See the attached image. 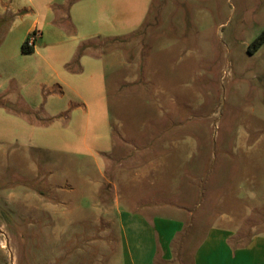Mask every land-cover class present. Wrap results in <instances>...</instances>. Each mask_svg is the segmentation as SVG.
<instances>
[{
    "label": "rangeland",
    "instance_id": "obj_1",
    "mask_svg": "<svg viewBox=\"0 0 264 264\" xmlns=\"http://www.w3.org/2000/svg\"><path fill=\"white\" fill-rule=\"evenodd\" d=\"M79 1L0 0V264H123L115 200L148 185L144 161L154 215L241 244L264 230V0H90L76 25ZM34 21L40 56L22 50Z\"/></svg>",
    "mask_w": 264,
    "mask_h": 264
},
{
    "label": "crops",
    "instance_id": "obj_2",
    "mask_svg": "<svg viewBox=\"0 0 264 264\" xmlns=\"http://www.w3.org/2000/svg\"><path fill=\"white\" fill-rule=\"evenodd\" d=\"M90 0H80L77 4H74L70 9V18L77 25L78 20L87 17L90 13ZM85 5H84V4ZM92 11V9H91ZM3 12L0 9V14ZM102 12L100 16H104ZM100 22V19H96L95 22ZM94 24V22H92ZM39 21H34L33 26L29 27L23 33V39L33 31H39ZM32 28H35L32 30ZM59 31L58 29H56ZM40 32V31H39ZM81 40L87 38V34L81 35ZM73 37V36H71ZM74 36L73 38H75ZM52 39V37H45L40 32L36 38V43L31 54L40 56V40ZM23 41V42H24ZM45 42V40H44ZM73 50L70 53H65L60 56L62 63L68 65L74 59ZM88 54V53H86ZM92 59L96 57H90L88 55L82 57V71L85 74L84 66L93 64ZM98 63L100 66L93 70L90 75V79L93 80L94 76L99 81H104L106 69L102 66V63ZM54 74L56 71L52 69ZM80 72V71H79ZM73 74V73H72ZM52 86L58 85L57 80H62L57 75V80L51 75L47 77ZM31 80H36L34 77ZM40 89V82H39ZM102 99L106 101L105 87L102 89ZM59 99L54 94L51 96V101L46 104L44 111L55 117L64 111V104L59 105ZM35 111L40 112L42 103L37 101L35 105H31ZM106 102L100 105L101 114H106ZM24 115V114H23ZM25 116V115H24ZM135 154L145 156L140 161L151 156V149L137 150ZM121 156H129L130 165H136L134 160V153L124 151L119 153ZM106 161H109L108 159ZM139 161V160H138ZM140 161L137 163L139 164ZM131 170V169H130ZM133 170V169H132ZM152 168L151 162H146L142 165H138L135 170L138 176L141 178L140 184H148L141 186V193L139 196L132 197V205L128 206L131 199H123L122 204L124 208L120 207V201L116 198L115 204L117 205V213L122 219L120 224V234L122 235V251L125 257L123 264H264V230L251 232V236L245 243H240L242 234L241 228L232 229L222 226H212L208 229H202L193 223H187V227L183 228L181 220L170 218H163L161 216L154 215L153 212L157 209L155 204L152 205L151 200L147 197L150 196L149 192H145L149 186L154 185V181L143 180L151 171H155ZM160 185L162 182H159ZM169 187L172 191L171 184L165 182L163 184ZM173 192V191H172ZM171 201V200H170ZM111 208H105L100 210L104 215L110 213ZM106 217V218H107ZM105 225H109L108 221L104 222ZM127 258V259H126Z\"/></svg>",
    "mask_w": 264,
    "mask_h": 264
},
{
    "label": "trees",
    "instance_id": "obj_3",
    "mask_svg": "<svg viewBox=\"0 0 264 264\" xmlns=\"http://www.w3.org/2000/svg\"><path fill=\"white\" fill-rule=\"evenodd\" d=\"M76 1H78V0H70V4H72V3L76 2ZM32 34H33V32H31V33L27 36V38L25 39V41H24L23 44H22V50H23L25 53H31V52L33 51V49H34V46H30V45L28 44V39H29V37H30ZM115 40H118V38H117V39H116V38L107 39V42H106L105 44L110 43V42L115 41ZM119 40H122V39L119 38ZM90 46H91V45H89V44H84V45L79 49V52H78L76 58L74 59V63H76V64L78 63L79 58L81 57V55H83V54L88 50V48H89ZM107 52H108V51H107ZM103 53H106V51L103 52Z\"/></svg>",
    "mask_w": 264,
    "mask_h": 264
},
{
    "label": "built area",
    "instance_id": "obj_4",
    "mask_svg": "<svg viewBox=\"0 0 264 264\" xmlns=\"http://www.w3.org/2000/svg\"><path fill=\"white\" fill-rule=\"evenodd\" d=\"M39 34H40L39 31H33V34L28 39V44L30 46H35L36 38L38 37Z\"/></svg>",
    "mask_w": 264,
    "mask_h": 264
}]
</instances>
